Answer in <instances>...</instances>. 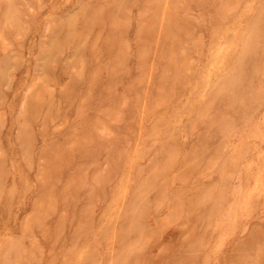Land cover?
Segmentation results:
<instances>
[{"label": "rangeland", "instance_id": "1", "mask_svg": "<svg viewBox=\"0 0 264 264\" xmlns=\"http://www.w3.org/2000/svg\"><path fill=\"white\" fill-rule=\"evenodd\" d=\"M0 264H264V0H0Z\"/></svg>", "mask_w": 264, "mask_h": 264}]
</instances>
